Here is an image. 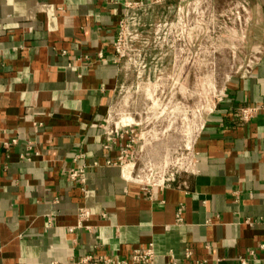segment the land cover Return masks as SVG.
Listing matches in <instances>:
<instances>
[{
    "label": "crops",
    "instance_id": "crops-1",
    "mask_svg": "<svg viewBox=\"0 0 264 264\" xmlns=\"http://www.w3.org/2000/svg\"><path fill=\"white\" fill-rule=\"evenodd\" d=\"M251 1L248 45L261 50L259 63L231 77L205 115L188 191L148 192L119 166L88 168L81 185L66 173L118 155L102 125L123 80L112 60L123 4L0 0V264H106L152 243L154 264L182 260L189 246L208 264H264V117L238 111L264 107V0ZM28 141L40 151L30 160ZM82 208L90 215L80 222Z\"/></svg>",
    "mask_w": 264,
    "mask_h": 264
},
{
    "label": "built area",
    "instance_id": "built-area-1",
    "mask_svg": "<svg viewBox=\"0 0 264 264\" xmlns=\"http://www.w3.org/2000/svg\"><path fill=\"white\" fill-rule=\"evenodd\" d=\"M113 3L121 2L124 13L120 19L117 35L113 43V62L121 68L123 80L117 88L116 99L108 110V116L102 125L106 140L105 148L112 149L117 144L119 152L116 159H107L103 163L95 161L91 166L69 167L66 169L68 180L77 184H85L88 168L99 165L119 166L127 180L143 186L148 192L158 188L177 187L188 191L186 175L196 173V156L193 152L192 142L200 130L204 127L205 117L197 129L192 141L181 154L178 162L172 169L162 174L155 181H146L142 178L143 170L137 168V143L138 134L136 124L130 117H116L114 110L117 98L124 82L133 75L137 78H148V89L151 72L160 75L175 72L176 67L182 61L184 53H192L196 49L197 42L203 40H218L228 43V49L232 54V61L228 74L219 87L216 94L210 98V111H213L226 97L225 84L233 76H246L251 73L254 66L261 59V50L248 45V34L254 21L253 4L251 0H231L224 5L218 0H109ZM156 8L167 9L169 15H163L156 21L147 20L152 16ZM189 46V48H188ZM189 49V52H186ZM196 53V51H195ZM98 58L105 61L103 51L98 53ZM185 59H187L185 57ZM158 79H162L158 77ZM240 117L244 121H250L258 115L264 117V107L243 106L238 109ZM207 112V113H208ZM36 123V126H41ZM20 143L18 138L4 142V148L9 151ZM26 152L22 158L30 160L32 156L40 155L35 143L28 141L24 144ZM83 189L85 187L83 186ZM183 205L179 206L176 215V223L182 224ZM90 211L82 208L79 211L81 220L87 218ZM249 222V221H247ZM251 223V222H250ZM81 223L79 224V226ZM209 247V246H208ZM264 249V244L261 246ZM251 251L249 255H253ZM156 251L154 244L146 248L133 250L129 260L103 259L106 264H154ZM90 258H86L88 261ZM249 257L240 256V264H248ZM208 259L197 257L192 247L185 249L182 260L174 259L173 264H208ZM51 264H60L57 261Z\"/></svg>",
    "mask_w": 264,
    "mask_h": 264
},
{
    "label": "rangeland",
    "instance_id": "rangeland-1",
    "mask_svg": "<svg viewBox=\"0 0 264 264\" xmlns=\"http://www.w3.org/2000/svg\"><path fill=\"white\" fill-rule=\"evenodd\" d=\"M226 1L231 2H219L224 5ZM163 15H169L167 9L156 8L147 20L156 21ZM231 56L228 43L205 39L197 42L192 53L183 54L175 72H151L149 90L144 75L130 76L124 82L114 115L130 117L136 124L137 168L143 170L144 180L160 179L179 161L210 110V98L228 74Z\"/></svg>",
    "mask_w": 264,
    "mask_h": 264
}]
</instances>
